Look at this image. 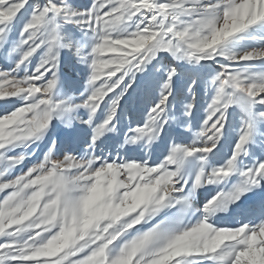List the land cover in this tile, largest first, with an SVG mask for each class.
<instances>
[{"label":"snow or ice","instance_id":"snow-or-ice-1","mask_svg":"<svg viewBox=\"0 0 264 264\" xmlns=\"http://www.w3.org/2000/svg\"><path fill=\"white\" fill-rule=\"evenodd\" d=\"M0 264H264V0H0Z\"/></svg>","mask_w":264,"mask_h":264}]
</instances>
